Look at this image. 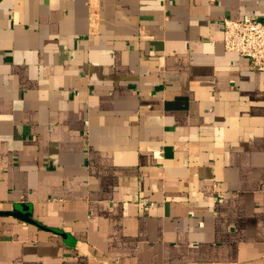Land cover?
I'll use <instances>...</instances> for the list:
<instances>
[{"label":"crops","instance_id":"crops-1","mask_svg":"<svg viewBox=\"0 0 264 264\" xmlns=\"http://www.w3.org/2000/svg\"><path fill=\"white\" fill-rule=\"evenodd\" d=\"M244 14L264 0H0V264H264Z\"/></svg>","mask_w":264,"mask_h":264},{"label":"built area","instance_id":"built-area-1","mask_svg":"<svg viewBox=\"0 0 264 264\" xmlns=\"http://www.w3.org/2000/svg\"><path fill=\"white\" fill-rule=\"evenodd\" d=\"M222 43L225 49L246 58L252 69L264 70V17L244 14L223 18Z\"/></svg>","mask_w":264,"mask_h":264},{"label":"water","instance_id":"water-1","mask_svg":"<svg viewBox=\"0 0 264 264\" xmlns=\"http://www.w3.org/2000/svg\"><path fill=\"white\" fill-rule=\"evenodd\" d=\"M7 214H16L14 211H9Z\"/></svg>","mask_w":264,"mask_h":264}]
</instances>
